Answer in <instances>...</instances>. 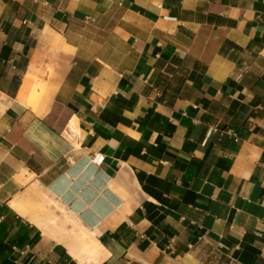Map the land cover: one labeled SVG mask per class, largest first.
Wrapping results in <instances>:
<instances>
[{"label":"crops","instance_id":"obj_1","mask_svg":"<svg viewBox=\"0 0 264 264\" xmlns=\"http://www.w3.org/2000/svg\"><path fill=\"white\" fill-rule=\"evenodd\" d=\"M0 192V264H264V0H0Z\"/></svg>","mask_w":264,"mask_h":264},{"label":"bare ground","instance_id":"obj_2","mask_svg":"<svg viewBox=\"0 0 264 264\" xmlns=\"http://www.w3.org/2000/svg\"><path fill=\"white\" fill-rule=\"evenodd\" d=\"M45 44L53 45L54 50H57L61 45V38L52 30H47L42 38ZM49 74L46 73L42 80L38 81L35 75L29 74L22 88L19 100L28 102L31 106H35L41 91L47 85ZM77 125L74 122L69 126V136L76 135ZM19 132L14 130L9 136L11 141H15L19 136ZM8 195L0 192V199H7ZM25 200V201H24ZM25 202L35 203L39 211L36 213H23L22 206ZM12 206L28 216L36 225L46 227L49 224L59 226L65 230L70 226L69 237L72 238L71 250L73 254L81 261H94L99 255H102V247L96 240L93 234L85 228L79 221L69 217L65 208L61 206L48 191H44L42 187L36 185L33 190L24 199H15L12 201ZM68 229V228H67ZM74 239V240H73Z\"/></svg>","mask_w":264,"mask_h":264}]
</instances>
